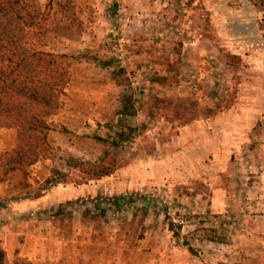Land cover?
<instances>
[{"label": "rangeland", "instance_id": "obj_1", "mask_svg": "<svg viewBox=\"0 0 264 264\" xmlns=\"http://www.w3.org/2000/svg\"><path fill=\"white\" fill-rule=\"evenodd\" d=\"M51 8L63 29L41 47L72 65L58 116L83 123L68 134L56 116L67 136L45 147L40 173L3 182L0 237L15 236L0 238L14 249L6 264H264L263 9L250 0ZM122 131L129 140L114 146ZM108 150L126 166L82 183L70 161L99 162ZM49 169L68 181L47 188ZM45 190L38 207L18 203Z\"/></svg>", "mask_w": 264, "mask_h": 264}, {"label": "trees", "instance_id": "obj_2", "mask_svg": "<svg viewBox=\"0 0 264 264\" xmlns=\"http://www.w3.org/2000/svg\"><path fill=\"white\" fill-rule=\"evenodd\" d=\"M250 1L264 13V0ZM55 2L50 0L43 8L37 0H0V131L16 130L14 147L0 153V183L39 163L56 127L54 119L63 110L68 95L72 79L68 55L41 47L43 38L63 29L60 24L51 25L50 10ZM262 22L264 29V17ZM124 132L112 142L114 146L129 140ZM70 165L82 170L87 176L82 183L86 184L114 175L126 163L122 156L108 150L99 162L75 158ZM57 176L64 180L59 181ZM68 179V173L56 169L45 186L54 187ZM47 191L36 197H45ZM210 240L224 243L222 239ZM6 259L7 251L1 248L0 264H6Z\"/></svg>", "mask_w": 264, "mask_h": 264}, {"label": "crops", "instance_id": "obj_3", "mask_svg": "<svg viewBox=\"0 0 264 264\" xmlns=\"http://www.w3.org/2000/svg\"><path fill=\"white\" fill-rule=\"evenodd\" d=\"M263 34V33H262ZM263 39H264V37H263ZM65 115V116H64ZM82 115H80V114H77V113H72L71 111H65V113H63L62 114V116H58L57 118H56V120H57V122H58V124H62L61 126H63L64 128H66L67 129V133L68 134H70L71 132H72V130H73V127H72V125H75V124H80V123H83L82 122V117H81ZM81 119V120H80ZM59 121L61 122V123H59ZM5 130H8V131H12L13 129H3V130H1L0 131V140H1V142H3L4 144H6L7 143V145L9 144V146L7 147V148H0V152L1 151H8V150H10L11 148H13V146H14V143H15V139H13V137H12V139H11V142L10 141H6L5 140V138H4V135L2 134V132H5ZM14 134V133H13ZM65 136H67V134H64L62 131H61V129L60 128H58V129H54L51 133H50V136H49V143H51V144H54V142L55 141H58V140H63L64 138H65ZM46 161H49V160H46ZM42 162V161H41ZM41 162H39V163H37L36 165H34V166H32V169L33 170H37L39 173H40V170H41ZM44 167V166H43ZM46 167V166H45ZM51 171H50V169H49V171H47V176L49 177L50 176V173ZM33 175H35L34 173H33ZM47 177V178H48ZM9 181V180H8ZM3 189H4V184L3 183H0V198H1V196L3 195ZM14 191V190H13ZM12 193V192H11ZM10 195V194H9ZM10 196H12V194L10 195ZM10 196H8L7 198H10ZM46 198H48V197H42V198H37V197H31V199H28V200H30L29 202H23V200H22V202L20 201V202H18L19 204L20 203H22V204H24V205H27V203H29V204H31V205H35V206H40V205H42V204H44V202L47 200ZM9 200V199H8ZM15 201H18V200H15ZM13 203H15V202H13V201H11L10 202V204H13ZM44 208H39V209H37V211L35 212V213H40V210L42 211ZM0 213H3V212H0ZM12 235V233H9L8 235H3V236H1L0 238L2 239V240H7V242H9V240H11V236ZM14 235H12V238H13V240H14ZM5 248H6V245H5ZM13 250L14 249H10V248H6V251H7V253H8V255H9V257L11 256V254H13Z\"/></svg>", "mask_w": 264, "mask_h": 264}]
</instances>
